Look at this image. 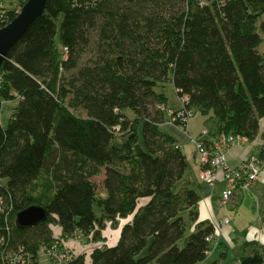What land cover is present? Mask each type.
I'll use <instances>...</instances> for the list:
<instances>
[{
  "label": "trees",
  "instance_id": "1",
  "mask_svg": "<svg viewBox=\"0 0 264 264\" xmlns=\"http://www.w3.org/2000/svg\"><path fill=\"white\" fill-rule=\"evenodd\" d=\"M18 12H0V28ZM263 15L264 0H47L0 66V111L18 100L7 127L0 122L9 252L40 264L53 246L66 252L63 239L103 242L108 225L132 216L90 264L203 262L214 226L197 223L185 237L199 195L185 183L180 146L160 128L167 99L156 87L171 81L187 97L183 108L214 121L219 135L255 139L264 119ZM30 206L47 219L18 228L16 214ZM64 264H86L85 256ZM238 264H264V246L245 240Z\"/></svg>",
  "mask_w": 264,
  "mask_h": 264
},
{
  "label": "crops",
  "instance_id": "2",
  "mask_svg": "<svg viewBox=\"0 0 264 264\" xmlns=\"http://www.w3.org/2000/svg\"><path fill=\"white\" fill-rule=\"evenodd\" d=\"M18 100L11 101L13 103L12 110L14 111L15 106L17 105ZM7 103V102H6ZM171 110V109H170ZM12 111V113H13ZM173 111V110H172ZM12 115V114H11ZM204 118V116H202ZM204 126L201 129L193 128V130H188L189 134L192 136H196V138L204 140L206 143L213 142L219 134L216 132L215 123L212 120H204ZM163 127L164 130L173 137L176 143L180 146L181 152L185 155L186 162H187V172L185 175V183L188 187L194 189L199 195V202L197 205L198 211V219L196 222H191L190 233L194 231L197 223L204 222V223H215L218 221L223 220L224 218H228L230 220V227L225 226L222 231V235L216 239H213L218 245L214 248L211 246V250L207 255V258L198 264H238L240 258V246L245 240H255L259 242L262 247L264 244V237H263V217L262 211L259 209L258 217L254 220V223H250L247 227H244L243 240L238 244V241H234L238 239V232L234 228V219L231 218L229 207H238L240 201H249L250 199L261 202V197L263 198V185H264V166L262 174L253 184V186L249 190H238L235 194L231 197L229 204L223 205L221 202V193L224 190V182H218L213 188L209 187L205 183H203L199 178L200 172V164L194 155V163L190 165L188 164V157L187 154L184 153L186 150V146L189 143L187 136L175 125H172L167 121L160 125V128ZM206 131V134H203V131ZM264 130V119L260 121V130L259 134L253 140L248 141H239L233 144L227 151V161L230 166H236L241 161L250 158V157H257L262 158L264 163V146L263 142L264 139L262 137V132ZM196 160V163H195ZM189 167V168H188ZM103 180V178L101 177ZM101 180V181H102ZM144 201V205L148 200L142 199ZM263 205V204H262ZM240 207V206H239ZM132 216L127 219L130 221ZM126 223V222H125ZM122 227V226H121ZM121 228L119 229L120 232ZM120 235V233H119ZM117 236L115 242L111 245L107 246H114L119 238ZM212 241V242H213ZM105 242V241H104ZM237 242V243H236ZM231 246L233 249L238 248V255L235 256L233 259H228V253L226 252L227 246Z\"/></svg>",
  "mask_w": 264,
  "mask_h": 264
},
{
  "label": "built area",
  "instance_id": "3",
  "mask_svg": "<svg viewBox=\"0 0 264 264\" xmlns=\"http://www.w3.org/2000/svg\"><path fill=\"white\" fill-rule=\"evenodd\" d=\"M65 54L66 50L64 49ZM2 76L0 75V84ZM184 103L187 97L181 98ZM160 109H163L159 106ZM195 111L191 108H181L178 111L168 110V122L178 127L188 139V142L194 145L196 158L201 166L199 172L200 180L213 188L218 182H224V190L221 193V202L223 205L229 204L231 197L238 190H249L257 180H259L263 171V160L257 157H250L241 161L236 166H230L227 161L226 151L239 141H248L244 136L234 134H220L213 142L206 143L204 140L194 138L188 132L189 118L194 116ZM176 122H180L177 124ZM206 134L204 130L202 132ZM264 146V142H263ZM3 202L0 199V264H30V259L24 254L11 253L8 250V243L11 237L10 210L6 213L2 211ZM214 232L206 238L211 243L213 239L222 235L225 226L230 227V220L224 218L221 221L212 223ZM264 237V223H263ZM264 246V244H263ZM55 264H64L71 260L73 254L68 251L58 254L56 246L51 247L44 252Z\"/></svg>",
  "mask_w": 264,
  "mask_h": 264
},
{
  "label": "rangeland",
  "instance_id": "4",
  "mask_svg": "<svg viewBox=\"0 0 264 264\" xmlns=\"http://www.w3.org/2000/svg\"><path fill=\"white\" fill-rule=\"evenodd\" d=\"M24 0H0V12L7 11V10H20V4ZM261 20L264 21V15L261 17ZM259 50L264 54V41L263 44L260 46ZM92 56V53L90 51V48L87 50L85 54V59ZM156 91L159 93H163L166 97V110L164 111V120L167 121L169 119L168 109H171L173 111H178L183 107V102L181 101V98L178 96L177 91L172 84L171 81L165 82L163 85H160L156 87ZM13 103L10 102H4L2 104V108L0 111V122L3 127H7L9 119L12 114V107ZM130 117H133L131 113H128ZM206 118L202 117V115L199 112L194 113V116L189 118L188 121V130L191 127V130L193 128L201 129L204 126V120ZM161 130L167 133L163 127H161ZM196 138V136H193ZM184 153L187 154L188 157V164L189 167L191 164L194 163V155H195V148L194 145L190 142L186 146V150H184ZM196 163V160H195ZM188 167V168H189ZM95 183L97 184L98 190H102L101 185V177H96L93 179ZM0 184H5V180H0ZM144 201H140L139 205L143 204ZM261 202L250 199L247 201H240L238 207H229L230 216L234 219V228L238 232V239L234 241H238V244L243 240V232L244 227H247L250 225V223H254L253 221L256 220L258 217V211L261 209L262 217H263V223H264V185H263V198L261 197ZM263 204V205H262ZM240 206V207H239ZM127 222L126 220H120L119 226L117 228H111L109 225L107 228L103 231V237L105 238V242H99V243H93L88 242V240L85 237H77V238H69V239H63L61 243L63 244V249L65 251H68L75 255H83L85 256V262L86 264H90V254L92 253L93 249L97 246H104V245H111L115 242L117 236L119 235V229L121 226H123ZM185 223H186V234L185 237L190 234V227H191V220L189 219L188 215H185ZM237 243V242H236ZM183 241L179 243V245L182 246ZM218 243L215 241L210 243V246L212 248L216 247ZM238 248L233 249L231 246H227L226 252L228 253V259H233L235 256H237ZM38 261L40 264H55L53 261L50 260V258L45 255L44 253H40L38 257Z\"/></svg>",
  "mask_w": 264,
  "mask_h": 264
},
{
  "label": "water",
  "instance_id": "5",
  "mask_svg": "<svg viewBox=\"0 0 264 264\" xmlns=\"http://www.w3.org/2000/svg\"><path fill=\"white\" fill-rule=\"evenodd\" d=\"M47 0H27L18 14L0 28V66L12 46L25 34L35 19L44 14ZM47 219V211L40 206H30L15 216L18 228L34 227Z\"/></svg>",
  "mask_w": 264,
  "mask_h": 264
}]
</instances>
